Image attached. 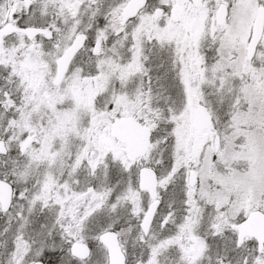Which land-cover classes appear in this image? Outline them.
I'll return each mask as SVG.
<instances>
[{
	"label": "snow or ice",
	"instance_id": "6c2138e0",
	"mask_svg": "<svg viewBox=\"0 0 264 264\" xmlns=\"http://www.w3.org/2000/svg\"><path fill=\"white\" fill-rule=\"evenodd\" d=\"M0 264H264V0H0Z\"/></svg>",
	"mask_w": 264,
	"mask_h": 264
}]
</instances>
